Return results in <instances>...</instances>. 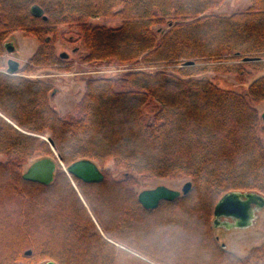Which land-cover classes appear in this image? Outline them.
<instances>
[{
  "label": "trees",
  "instance_id": "trees-1",
  "mask_svg": "<svg viewBox=\"0 0 264 264\" xmlns=\"http://www.w3.org/2000/svg\"><path fill=\"white\" fill-rule=\"evenodd\" d=\"M224 1L0 0V156L7 158L0 160V264H152L133 253L162 264L149 246L173 239L178 245L168 249L188 252L164 264H264V245L240 258L212 234L225 194L264 195V121L257 109L264 103V0L230 16L214 13ZM101 18L121 25L105 27ZM64 25L77 30L83 62L114 60L128 69L88 79L68 117L50 104L54 84L30 77L69 70L55 46ZM16 31L39 46L10 75L6 44ZM209 73L233 75L246 93L218 86ZM152 101L158 108L148 122L144 108ZM41 156H59L66 166L113 161L127 172L116 179L106 171L102 182L89 184L58 162L50 184L25 180V163ZM135 175L188 177L192 186L149 210L139 202ZM160 211L183 228L166 224L156 236Z\"/></svg>",
  "mask_w": 264,
  "mask_h": 264
},
{
  "label": "rangeland",
  "instance_id": "rangeland-1",
  "mask_svg": "<svg viewBox=\"0 0 264 264\" xmlns=\"http://www.w3.org/2000/svg\"><path fill=\"white\" fill-rule=\"evenodd\" d=\"M250 4L251 0H225L224 4L221 7L214 10V13L222 16H230L238 11H243L244 9L248 8ZM97 21L98 24L108 28H118L121 25V20L119 19L101 18ZM59 33L60 35H58L55 43L56 50L60 55H67L66 58L68 59L65 60H67L71 64L69 70L61 71L59 69L47 68L30 75V77L48 80L54 84V91L52 92V95L50 97V104L61 114L62 117H68L69 115L76 114L77 104L81 101L85 93V85L88 79L106 75L116 76L122 74L128 69L127 67L120 65L117 61L114 60L108 62L104 66H95L94 64L83 62L82 58L85 55L86 50L81 40L78 39L77 30L71 29L69 26L64 25L60 26ZM7 44L14 49L9 51L6 48V62L9 59L19 61L20 68L24 67V65L29 61L30 57L37 51L39 46L37 39L33 36L26 35L24 31L13 32L7 40ZM7 68H5L6 72ZM208 76L214 83L224 89L246 93L247 86L245 87V84L240 83L236 79V77L231 74L209 73ZM157 108L158 104L154 101L149 102V104L144 108V113L148 122L152 121ZM257 109L260 115H262V113L264 112V103L258 105ZM44 157L48 158V156H41L29 160L24 165V171L26 172L31 164ZM50 158L56 160L57 163L59 162L62 170L67 172L68 166H66L63 162L61 164L58 158L52 156H50ZM6 159V157L0 156V160L4 161ZM97 165L102 172H110V174L116 179H122L127 172L125 167L116 166L113 161H108L105 164L101 165L97 163ZM136 178H138L139 181V185L137 186V190L139 193L145 190L154 189L158 186H166L169 189H174L181 192L185 184L191 181L188 177L154 178L150 180H144L137 175ZM74 186L79 192L76 183H74ZM86 209L88 210L95 225L99 227L100 233H102V230L98 225L94 215L91 213L88 207ZM163 213L164 211L158 212L156 218L154 219L153 230L155 231L156 229V236H159V234L161 233V229L166 224L170 226L173 231H175L176 227L178 226L176 232L183 228L180 225L181 223H172V221L166 219L162 215ZM213 220L214 217H212L211 219L212 225ZM141 233V236L146 235V233H143L142 231ZM212 234L213 236L218 237L222 246H225L227 250L234 253L240 258H245L251 249L264 245V209L260 210L257 219L254 221L253 225L248 228L226 230L224 228L213 227ZM140 243H144V240H140ZM170 245L177 246L178 241L173 239V241H170ZM170 245L168 243L164 244V242L157 240L155 246L151 244L149 248L153 250V253L155 255L153 253L152 255H154L155 259H157L162 264H164V261L166 260L168 262H172L174 258L185 257L183 254L188 252L187 250H183L182 248H174L175 250H170L168 249V246ZM119 247L124 248L120 245ZM133 254L144 261L146 260L147 262L154 264L152 261H150V258L148 260V258L144 257L143 255L137 253ZM46 262L48 261L45 260L36 264H45ZM20 264L29 263L24 262Z\"/></svg>",
  "mask_w": 264,
  "mask_h": 264
},
{
  "label": "water",
  "instance_id": "water-1",
  "mask_svg": "<svg viewBox=\"0 0 264 264\" xmlns=\"http://www.w3.org/2000/svg\"><path fill=\"white\" fill-rule=\"evenodd\" d=\"M32 13L37 17H43L44 11L39 6L32 8ZM46 19V17H44ZM7 50L11 51L14 48L6 45ZM65 57V55H64ZM246 62L250 59H246ZM7 73L17 75L20 70V63L14 59L7 61ZM185 65H194L193 61L186 62ZM264 121V112L262 114ZM53 146L52 140H50ZM62 164V160L57 156ZM57 169V162L53 158H42L35 161L29 166L24 173V179L32 182L41 183L44 185L50 184L54 180V175ZM70 177H74L84 183H100L104 180V174L98 167L96 161L84 159L73 163L67 167L66 172ZM192 184H185L182 191L169 189L166 186H158L154 189L142 191L139 196L141 205L149 210L156 209L161 201H174L175 199L189 193ZM256 205V207H252ZM264 208V195L258 193H246L234 191L225 194L217 203L214 210V228H224L226 230L244 229L253 225L257 219L256 214ZM222 218L233 219L234 222L228 220L222 221ZM225 248V246H223ZM27 254H30L28 252ZM47 264H57L54 261H48Z\"/></svg>",
  "mask_w": 264,
  "mask_h": 264
},
{
  "label": "flooded vegetation",
  "instance_id": "flooded-vegetation-1",
  "mask_svg": "<svg viewBox=\"0 0 264 264\" xmlns=\"http://www.w3.org/2000/svg\"><path fill=\"white\" fill-rule=\"evenodd\" d=\"M246 193H251V192H246ZM252 207L254 208V207H256V205H252ZM264 209V208H263ZM260 212V211H259ZM259 212L256 214V216L258 217V215H259ZM225 220H228V221H230V222H234L235 220H233V219H225V218H222V221H225ZM45 264H47V262L45 263Z\"/></svg>",
  "mask_w": 264,
  "mask_h": 264
}]
</instances>
